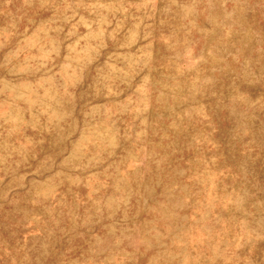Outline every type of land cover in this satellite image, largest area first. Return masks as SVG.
I'll return each mask as SVG.
<instances>
[{"label": "rangeland", "instance_id": "1", "mask_svg": "<svg viewBox=\"0 0 264 264\" xmlns=\"http://www.w3.org/2000/svg\"><path fill=\"white\" fill-rule=\"evenodd\" d=\"M0 264H264V0H0Z\"/></svg>", "mask_w": 264, "mask_h": 264}]
</instances>
